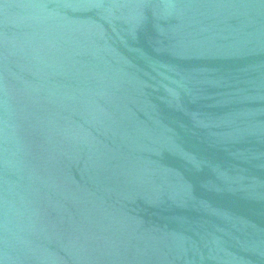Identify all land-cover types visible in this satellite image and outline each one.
I'll return each mask as SVG.
<instances>
[{"label": "water", "instance_id": "obj_1", "mask_svg": "<svg viewBox=\"0 0 264 264\" xmlns=\"http://www.w3.org/2000/svg\"><path fill=\"white\" fill-rule=\"evenodd\" d=\"M0 264H264V0H0Z\"/></svg>", "mask_w": 264, "mask_h": 264}]
</instances>
